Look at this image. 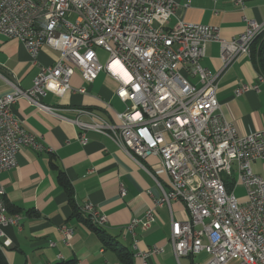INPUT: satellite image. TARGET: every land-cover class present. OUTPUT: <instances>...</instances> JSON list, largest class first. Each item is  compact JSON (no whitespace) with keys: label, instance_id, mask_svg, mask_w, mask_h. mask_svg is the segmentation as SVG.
I'll list each match as a JSON object with an SVG mask.
<instances>
[{"label":"built area","instance_id":"built-area-1","mask_svg":"<svg viewBox=\"0 0 264 264\" xmlns=\"http://www.w3.org/2000/svg\"><path fill=\"white\" fill-rule=\"evenodd\" d=\"M234 1L244 6V0ZM176 8L173 0H0V34L21 41L35 62L45 45L60 53L53 65L41 68L32 87L24 89L17 81H8L10 91L0 95V173L18 166L21 147L46 149L13 112L19 99H27L37 109L77 125L81 143L93 130L109 135L144 168L142 161L149 156L160 159L169 187L164 188L146 168L161 196L122 231L124 238L133 237L136 264H149V257L164 248L139 250L135 229H149L156 209L174 201H181L188 214L183 221L172 220L170 242L178 260L206 252L210 257L204 264H230L235 258L238 264H264V178L252 168L254 161L264 160V129L240 134L224 117L217 98L221 73L240 57L252 56L247 38L264 29V21L245 18V30L226 40L211 25L179 21L170 26ZM211 42L220 44L223 61L216 73L202 64ZM99 48L109 54L106 64L100 61ZM76 71L87 83L102 71L118 81L116 95L124 109L112 110L110 103L105 107L113 113V122L87 108L77 109L78 116L71 119L43 102L48 93L85 94V87L71 84ZM261 84L259 78L253 86L242 83L235 94L259 91ZM238 186L246 190L245 202L234 193ZM0 194L4 247L9 243L4 228L20 227L22 217L9 212L1 179ZM85 210L108 223L95 205L87 204ZM61 231L69 244L73 230L62 226Z\"/></svg>","mask_w":264,"mask_h":264},{"label":"crops","instance_id":"crops-1","mask_svg":"<svg viewBox=\"0 0 264 264\" xmlns=\"http://www.w3.org/2000/svg\"><path fill=\"white\" fill-rule=\"evenodd\" d=\"M173 1L177 8L170 26L179 21L207 24L217 28L226 40L245 30V18L264 21V0H244V6L234 0ZM59 56V51L45 45L35 62L21 41L0 34V95L10 91L8 81H17L22 88L29 89L41 68L53 65ZM202 64L213 73L222 69L219 43L208 44ZM260 73L258 58L244 55L219 78L217 98L221 111L242 135L264 129V84L260 85L259 91L250 89L240 96L235 94V89L242 83L250 86L258 83ZM71 84L76 89L85 87L87 92L71 91L62 97L48 93L43 102L59 108L60 114L71 119L78 116L77 109L87 108L113 122V113L106 111V104L110 103L112 110L124 109L116 95L119 83L105 71L93 83L84 81L76 71ZM13 112L46 149L37 151L28 146L21 147L17 155L18 166L0 173L7 203L22 217L20 227L9 225L4 228V240L9 243L4 247L1 243V250L8 264H53L71 258L79 264H122L114 248L105 245L97 232L73 216L69 195L60 185L58 171L51 164L54 162L66 173L77 208L82 212L87 204L95 205L108 218V223L103 226L108 237L118 247H126L134 254L132 235L124 238L122 231L134 218H142L161 196L159 185L146 168L155 173L164 188L169 187V177L159 166L160 159L149 156L142 161L144 168L109 135L93 130L86 132L88 140L81 143V130L77 125L37 109L24 98L14 104ZM80 118L88 120L87 116ZM252 168L264 178V160L254 161ZM155 217L149 229L141 226L135 229L139 250L154 245L164 248L163 252L149 257V264H203L209 259L206 252L193 257L183 256L179 260L175 257L170 242L172 220L183 221L188 217L181 201L158 207ZM62 226L73 230L69 244L63 241ZM137 262L139 259L134 258V264Z\"/></svg>","mask_w":264,"mask_h":264},{"label":"trees","instance_id":"trees-1","mask_svg":"<svg viewBox=\"0 0 264 264\" xmlns=\"http://www.w3.org/2000/svg\"><path fill=\"white\" fill-rule=\"evenodd\" d=\"M252 57L258 58V66L260 68V72L261 74L264 75V32L258 36V38L254 41L252 45ZM51 165L54 169L58 171V181L69 195L70 203L74 210L73 216L79 220L84 221L90 226L91 229L97 232L100 238L102 239V241L105 243V245L114 248L120 257L122 264H134L135 255L128 248L123 247V246L118 247L117 243H113L112 240L108 237V235L103 230V227H100L94 224L88 215H86L83 211L81 212L77 208V205L74 199V190H73L72 184L70 183L66 173L63 170H61L59 166L55 164L54 162H52ZM8 209L10 213H19L17 209H14L10 207L9 205H8ZM133 255H134V258H133ZM0 264H8V261L3 251L1 250V248H0ZM53 264H79V263L75 258H71L68 260H61Z\"/></svg>","mask_w":264,"mask_h":264},{"label":"rangeland","instance_id":"rangeland-1","mask_svg":"<svg viewBox=\"0 0 264 264\" xmlns=\"http://www.w3.org/2000/svg\"><path fill=\"white\" fill-rule=\"evenodd\" d=\"M98 54H99L100 61L103 64H106L107 61H108V58H109V54L107 53V51H105L102 48H99L98 49ZM223 177L225 179H231L232 178V177L226 176L225 174H223ZM235 177H236V172L234 171L233 178H235ZM234 193H235L237 199L239 200V202H243V201L246 200V190H245L244 187H241V186L236 187L235 190H234ZM207 259L204 261V263L207 261ZM238 263H239V259L235 258L230 264H238Z\"/></svg>","mask_w":264,"mask_h":264},{"label":"bare ground","instance_id":"bare-ground-1","mask_svg":"<svg viewBox=\"0 0 264 264\" xmlns=\"http://www.w3.org/2000/svg\"><path fill=\"white\" fill-rule=\"evenodd\" d=\"M264 32V29H256L253 31L252 33V36H248L247 38V46L251 47V51H252V45L254 43V41L258 38L259 35H261L262 33ZM261 81H264V75L263 74H259V77H258ZM0 201H1V194H0ZM86 215H88L91 219V221L100 226V227H103L106 225V223H104L103 221H99L95 215H92L90 213H87L85 208H83L82 210ZM0 248H1V243H0Z\"/></svg>","mask_w":264,"mask_h":264}]
</instances>
